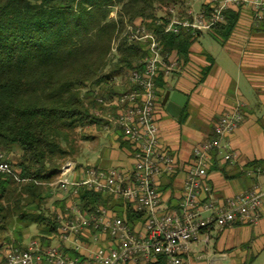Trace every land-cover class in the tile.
<instances>
[{"label":"trees","instance_id":"16d2710c","mask_svg":"<svg viewBox=\"0 0 264 264\" xmlns=\"http://www.w3.org/2000/svg\"><path fill=\"white\" fill-rule=\"evenodd\" d=\"M189 2L0 0V154L11 166L0 174V254L10 232L14 248L25 247L22 229L31 225L42 243L59 232L58 212L65 213L69 196L59 195L52 209L46 205L60 167L75 152L74 135L92 124H106L107 113L117 115L116 108L106 106L122 93L116 80L139 68L146 57L148 42L130 41L128 26L146 27L160 40L163 54L175 52L179 60H189L199 35L165 32L166 9H186ZM238 17L239 10H229L212 32L227 41ZM209 71L206 67L199 81ZM164 78L161 72L155 80L156 97L158 87L168 88ZM117 141L120 148L131 149L122 136ZM16 148L20 154L12 161L7 155ZM77 193L74 199L83 213L104 207L123 218L127 212L131 227L142 219L131 203L86 186Z\"/></svg>","mask_w":264,"mask_h":264},{"label":"built area","instance_id":"2783aa9c","mask_svg":"<svg viewBox=\"0 0 264 264\" xmlns=\"http://www.w3.org/2000/svg\"><path fill=\"white\" fill-rule=\"evenodd\" d=\"M243 6L252 8L257 19L262 17V0H204L199 10L190 5L186 9L172 5L166 9L165 32H190L195 36L211 32L226 21L229 10H239ZM125 35L130 41H147V54L140 67L129 73L128 89L106 102V106L116 108L117 115L109 114L107 121L130 143L131 149L127 153L132 163L104 169L89 165L78 167L73 162H66L60 167V178L56 181L60 196H69L65 213L58 212L57 216L60 225L55 236L59 243L71 242L74 251L81 253L80 237L91 234L93 241L108 240L109 245L97 246L86 255H67L61 246H47L40 240H32L24 248L11 246L4 253L2 264H159L161 261L164 264H191V244L210 227L223 229L257 223L264 196L258 186L228 199L222 207H216L208 180L215 153L229 163H234L237 158L230 150L227 138L242 124L241 104L223 113L215 122L213 136L206 137L192 149V162L179 206L163 205L158 179L164 174H173L176 167L174 157L159 139L155 80L161 72L165 77L169 76L175 70L176 62L163 54L160 40L146 27L128 26ZM99 101L104 103L102 99ZM10 171V164L0 154V174ZM250 172L257 176L264 174L261 167ZM80 186L131 203L135 211L142 213L144 229L134 230L128 224L127 212L123 218L104 207H99L94 214L83 213L74 199Z\"/></svg>","mask_w":264,"mask_h":264},{"label":"crops","instance_id":"0c3cea01","mask_svg":"<svg viewBox=\"0 0 264 264\" xmlns=\"http://www.w3.org/2000/svg\"><path fill=\"white\" fill-rule=\"evenodd\" d=\"M195 2H191L193 7ZM203 2L201 0L196 10ZM169 57L176 62L175 70L164 80L168 88L180 92L187 100L177 117L166 111L159 101L155 110L161 145L174 157L176 167L173 174H164L158 179L163 205L179 206L192 162V149L212 135L219 117L232 111L237 104L242 105L243 121L227 138L230 150L237 158L234 163H229L222 155L213 156L208 174L212 200L216 207H222L228 199L255 186L264 192V174L249 173L257 167L264 171V9L262 17L257 19L249 6L240 8L237 25L225 42L212 31L202 32L191 45L187 62L179 60L175 52ZM206 67H210V71L201 82ZM168 88H157L158 99ZM113 130L118 149L129 158L123 166L129 165L132 159L127 150L120 148L117 141L120 133L115 126ZM261 207L255 224H237L223 229L212 226L205 231L190 246L191 264H208L207 260L213 255L222 259L229 255L230 264H236L238 255L241 262L249 256L250 262L258 260L264 255V196ZM133 229H144L142 219L136 221ZM80 241L83 245L81 253L74 251L71 242L59 243L55 235L48 237L45 244L61 246L67 255H86L97 246L109 245L108 240L93 241L91 234ZM242 247H247L248 251L239 250ZM210 264L222 263L214 258Z\"/></svg>","mask_w":264,"mask_h":264},{"label":"rangeland","instance_id":"374dc122","mask_svg":"<svg viewBox=\"0 0 264 264\" xmlns=\"http://www.w3.org/2000/svg\"><path fill=\"white\" fill-rule=\"evenodd\" d=\"M191 2L193 0H190ZM189 2L188 5H190L193 9H198V6L201 3V0H196L194 7L192 3ZM130 72H126L124 76L118 77L116 80L117 84V90L118 92H123L124 89L128 87L127 79ZM94 114L99 116V112L96 111ZM108 113L105 116V121L107 120ZM114 126L112 123L108 122L106 124L97 125L92 124L91 126L84 127L83 129H78L77 133L74 135V147L75 152L70 156L69 159L65 161L66 162H73L76 165H82V166H99L101 168L107 169V168H121L125 162H128L129 158L128 156L123 152L120 151L117 147L116 141H114ZM111 153V154H110ZM20 154L19 149H15V152L13 154L7 155V158L15 161L16 157H18ZM113 155V157H111ZM64 163V164H65ZM62 164V165H64ZM60 178V176H59ZM58 178V179H59ZM57 181V180H56ZM50 197L47 199V205L46 207L49 209H52L53 202L55 199L60 195V188L57 185V183L51 184V190L49 193ZM23 230V239H22V246H26L28 242L32 240H39L38 235V229L35 225H31L29 227H26ZM9 240L4 242V249L3 252L0 254V264L3 263V256L4 253L11 248V246H14L11 244V241L15 238V236L10 232V234L7 235ZM213 250V249H210ZM239 250L242 252H247V247H242ZM214 251V250H213ZM251 255V253H250ZM219 259L222 264H230L231 258L229 255L225 256L223 259L218 256L215 257V255L211 256L207 262L210 264V262H213V259ZM249 259L241 262V257L239 255L236 259V264H264V255H262L258 260L253 262H250V256Z\"/></svg>","mask_w":264,"mask_h":264},{"label":"water","instance_id":"95a60500","mask_svg":"<svg viewBox=\"0 0 264 264\" xmlns=\"http://www.w3.org/2000/svg\"><path fill=\"white\" fill-rule=\"evenodd\" d=\"M187 97L178 91H173L172 88H168L162 98L158 101L165 106L166 111H168L173 117L181 112V108L184 106Z\"/></svg>","mask_w":264,"mask_h":264}]
</instances>
